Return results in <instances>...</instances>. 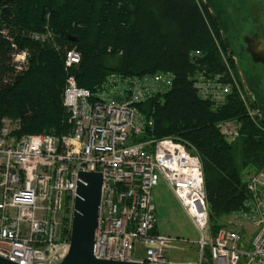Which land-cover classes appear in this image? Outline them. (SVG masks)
Returning <instances> with one entry per match:
<instances>
[{
    "label": "built area",
    "instance_id": "built-area-1",
    "mask_svg": "<svg viewBox=\"0 0 264 264\" xmlns=\"http://www.w3.org/2000/svg\"><path fill=\"white\" fill-rule=\"evenodd\" d=\"M26 52L14 55L17 69ZM80 60L71 48L65 67ZM171 72L106 75L94 90L80 87L68 74L62 104L70 129L15 136V123L0 127V255L18 264H57L69 247L79 171L102 175L94 257L148 264H264V170H247V196L232 212L235 221L256 226L249 243L241 230L225 225L211 235L199 157L172 137L143 138L152 123L137 104L167 90ZM221 74L197 72L194 87L213 107L224 103L233 84ZM234 85L237 82L232 80ZM243 96V95H241ZM250 115L251 112H249ZM228 142L239 135L232 121L218 124ZM164 182L198 232L194 260L172 263L165 255L176 240L156 231L153 190ZM135 243L141 253L134 256Z\"/></svg>",
    "mask_w": 264,
    "mask_h": 264
},
{
    "label": "trees",
    "instance_id": "trees-1",
    "mask_svg": "<svg viewBox=\"0 0 264 264\" xmlns=\"http://www.w3.org/2000/svg\"><path fill=\"white\" fill-rule=\"evenodd\" d=\"M217 3L0 0V127L7 118L15 123L12 133L17 137L66 133L70 124L62 92L68 74L78 86L94 90L111 72H171L167 90L137 104L152 122L143 138L172 137L197 154L214 236L226 225L223 218L243 205L246 171L264 170V97L256 90L254 100L247 94L215 12ZM71 48L80 60L66 68L65 53ZM23 51L26 64L17 69L13 57ZM200 71L221 74L233 84L223 104L213 107L198 95L192 76ZM235 74L254 116L232 81ZM222 121L238 125L235 140L228 142L220 133Z\"/></svg>",
    "mask_w": 264,
    "mask_h": 264
},
{
    "label": "rangeland",
    "instance_id": "rangeland-1",
    "mask_svg": "<svg viewBox=\"0 0 264 264\" xmlns=\"http://www.w3.org/2000/svg\"><path fill=\"white\" fill-rule=\"evenodd\" d=\"M217 2L219 6L215 12H217L216 14H218L220 22L223 25L224 38L229 41L236 53L242 57L244 74L254 72V67L249 60L248 54L244 50L246 46L244 37L250 36V33L258 31V29L264 36V0H217ZM47 36L42 35L40 37L46 39ZM219 52L224 59V53L221 47H219ZM257 76L259 77L263 90L260 93L264 97L262 72H257ZM235 79L237 81L236 89L243 93L236 74ZM245 83L250 91L254 90L249 80H246ZM242 95L248 111L254 116L255 111L249 105L248 96L245 93ZM248 170H251V168ZM153 196L157 208L159 233L171 238L176 237V240L169 244L165 255L169 260L175 262L182 263L189 261L195 256L194 251L190 247L197 245L196 241L199 237L197 230L179 205L175 196L162 181L154 188ZM223 221L226 225L241 230L246 243L251 241L256 230L255 225L245 220L235 221L230 215L225 216ZM141 252L139 244L135 243L134 256L137 257Z\"/></svg>",
    "mask_w": 264,
    "mask_h": 264
},
{
    "label": "water",
    "instance_id": "water-1",
    "mask_svg": "<svg viewBox=\"0 0 264 264\" xmlns=\"http://www.w3.org/2000/svg\"><path fill=\"white\" fill-rule=\"evenodd\" d=\"M247 51L254 62L263 65L264 40L251 38L247 41ZM79 181L75 189L71 216L69 247L65 256L57 264H148L139 261L97 259L93 251L101 199L102 175L94 171H79ZM0 264H18L0 255Z\"/></svg>",
    "mask_w": 264,
    "mask_h": 264
},
{
    "label": "flooded vegetation",
    "instance_id": "flooded-vegetation-1",
    "mask_svg": "<svg viewBox=\"0 0 264 264\" xmlns=\"http://www.w3.org/2000/svg\"><path fill=\"white\" fill-rule=\"evenodd\" d=\"M250 34H251L250 36H245L244 37V41L246 43V46L245 47L243 46V47H244V50L246 51V53L248 54L249 60L252 63V66L254 67L255 71L254 72H250L248 76H247L246 73H245L246 75L244 74L243 61L241 60L242 57L239 56L238 53H236V51L232 47L233 52H234L233 57H234L235 64H236V66L238 68V73H239L241 81L244 84H246L245 83V79H246L245 77H249V83L251 84V86L254 87V90H256V91H258L260 93L263 90H262V87H261V84H260L259 77L257 76V72H260V71L262 72L263 65L261 63H259V62H254L251 59V57H250V55H249V53L247 51V47H248L247 41L249 39H251V38H254L256 40L257 39H263L264 40V36L260 33L259 29H258V31L252 32ZM262 78H263V74H262ZM263 82H264V78H263ZM254 90L249 91V93H247L252 98V100H254Z\"/></svg>",
    "mask_w": 264,
    "mask_h": 264
},
{
    "label": "crops",
    "instance_id": "crops-1",
    "mask_svg": "<svg viewBox=\"0 0 264 264\" xmlns=\"http://www.w3.org/2000/svg\"><path fill=\"white\" fill-rule=\"evenodd\" d=\"M164 183V182H163ZM171 192V191H170ZM177 200V199H176ZM155 201V200H154ZM179 203V202H178ZM180 205V204H179ZM181 206V205H180ZM182 208V207H181ZM156 215H157V208H156ZM157 217H158V215H157ZM156 231L157 232H159V230H158V219H157V226H156ZM191 249H192V251H194V255L196 256V252H195V248H194V246L192 245L191 247H190ZM195 256L193 257V258H191L189 261H192V260H194V258H195ZM172 263H179V262H175V261H172V260H170ZM189 261H187V262H189ZM181 263V262H180Z\"/></svg>",
    "mask_w": 264,
    "mask_h": 264
}]
</instances>
